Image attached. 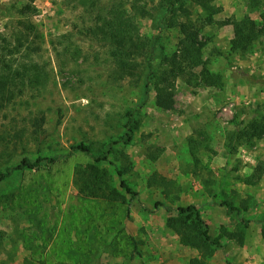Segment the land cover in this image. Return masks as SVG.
<instances>
[{
  "label": "rangeland",
  "instance_id": "374dc122",
  "mask_svg": "<svg viewBox=\"0 0 264 264\" xmlns=\"http://www.w3.org/2000/svg\"><path fill=\"white\" fill-rule=\"evenodd\" d=\"M129 1L153 15V19H138V25L150 44L155 40V69L163 57L178 53L180 31L168 25L175 19L184 21L181 14L178 16V8L177 16L170 15L166 3L174 2L175 7L181 3L195 23H201L205 15L190 0ZM259 1L251 9L249 0H213L212 4L221 9L214 18L222 21L250 16L259 23L264 0ZM109 3L0 0V32L10 36L20 27L19 22L28 19L42 38L39 53L32 58L45 67L43 85L27 86L23 96L0 112L1 172L16 166L23 157L66 156L71 146L79 143L103 154L111 141L124 135L125 111L144 99L145 73L137 86H131L128 79L113 81L103 47L86 35ZM23 5L33 7L35 12L20 16L16 11ZM162 17L165 24L156 27ZM62 35L68 37L64 41L67 48L52 45L54 38ZM198 39L203 44L204 59L209 61L208 69L221 76L222 87L211 88L200 81L188 86L177 80L171 110L159 108L150 91L135 116L139 126L130 143L115 145L109 163L102 165L115 188L119 186L115 170L119 169L122 179L137 193L132 196L119 191L127 209L118 212L119 228L136 245L132 264H189L199 258L198 252L181 245L166 225V219L176 215L177 207L190 204L198 207L210 235L221 244V248H213L208 264H264V176L253 186L243 181L264 161V138L239 147L235 154L229 155L223 148L228 129L243 127L253 117L264 115V39L234 51L231 27L216 24L202 27ZM188 139L205 141L197 151L203 170H197L196 175ZM71 156L74 166H70L68 176L54 184L40 181L41 189L36 194L25 192L20 171H12L0 183V235L4 248L16 253L15 264L28 254L21 236L37 229H32L26 219L32 209L28 205H40L48 222L59 228L80 207L81 199H90L74 185V171L87 166L91 159L79 152ZM224 200L239 208V216L235 212L226 215L220 206ZM156 203L164 206L156 207ZM225 230L243 231V244L225 238ZM115 233L116 229L112 230L107 240L112 241ZM71 238L74 242L73 233ZM104 250L97 264H122V258ZM3 258L4 254L0 255V262Z\"/></svg>",
  "mask_w": 264,
  "mask_h": 264
},
{
  "label": "trees",
  "instance_id": "16d2710c",
  "mask_svg": "<svg viewBox=\"0 0 264 264\" xmlns=\"http://www.w3.org/2000/svg\"><path fill=\"white\" fill-rule=\"evenodd\" d=\"M77 1L83 3L84 0ZM190 2L205 12L204 17L200 19L201 23L193 22L191 15L181 3L178 7H175L174 2L166 3L165 8L170 15L177 16L178 12V16L181 14L184 21L179 22L175 19L168 25L170 28L177 27L180 31L178 53L176 51L163 57L158 69L153 66L155 40L150 44L149 39L141 34L138 25V19H153V15L144 7L136 6L134 1L110 0V3L102 9V13L97 16L95 25L87 29L86 35L103 47L105 62L110 65L109 75L113 81L128 79L131 86H137L141 75L145 73L144 99L140 105L125 111L124 135L118 141H111L103 154L95 153L89 146L79 143L71 146L66 156L37 157L33 160L23 157L16 166L0 171V183L9 178L12 171L22 172V186L25 192L32 191V194H36L41 189L40 181L45 180L54 184L68 176L70 166L72 168L74 166L75 158L71 156L73 153L79 152L82 156L91 159V163L87 166L74 171V185L78 186L81 195L90 199H81L80 207L59 228L48 222V215L40 205L37 203L28 205L32 209H29L30 215L26 219L32 223V229H37L32 234L25 233L21 236L23 249L28 254L18 264H97L98 255L100 252L103 253L105 248L114 256L122 258V264H132L131 259L136 245L132 238L126 235L121 227L119 228L121 221L118 212L120 210L127 212V209L123 208L125 197L119 191L123 190L132 196L137 193L122 179L119 169L115 170L119 181L118 188H115L102 165L109 163V156L115 145L130 143L139 126L135 116L140 114L150 91L154 93L159 108L171 110L177 80L184 81L188 86L200 81L211 88L222 87L221 76L209 71V61L203 57V44L198 39L202 27L212 24L231 27V45L234 51L264 39V12L259 16V23L250 16H244L242 19L230 17L217 21L214 17L221 12V9L212 4L213 0H190ZM259 4V0H249L251 9ZM176 8H178L177 12ZM16 12L20 16H26L28 12H35V9L23 5ZM158 20L161 22L156 27H162L165 19L162 17ZM19 25L20 27H17L10 36L0 32V112L13 104L16 98L23 96L27 86L32 88L43 85L45 67L32 58L39 53L41 35L28 19L19 22ZM66 39H68L67 35L56 36L52 45L66 47L64 45ZM263 138L264 115H261L253 117L243 127L235 126L228 129L225 132L223 148L227 154H235L239 147L254 144ZM188 141L193 160V173L196 175L197 170H203L197 151L205 141L193 139ZM263 176L264 161L255 166L252 173L243 181L246 185L253 186ZM165 184L171 183L165 181ZM164 194H167V190ZM99 197L102 199L98 200ZM155 206L164 205L156 203ZM220 206L225 208L226 215L235 212L239 216V208L233 207L228 200L222 201ZM166 225L177 235L181 245L198 252L199 258H194L189 264H208L207 259L212 254L213 248H221V244L210 235L207 224L194 204L177 207L176 215L168 217ZM244 227H247V223H244ZM115 229L113 240L108 241L107 236ZM223 235L240 245L243 244V231L225 230ZM261 236L264 240V228L261 230ZM2 254L5 258L0 264H15L16 253L4 248L0 235V255Z\"/></svg>",
  "mask_w": 264,
  "mask_h": 264
},
{
  "label": "crops",
  "instance_id": "0c3cea01",
  "mask_svg": "<svg viewBox=\"0 0 264 264\" xmlns=\"http://www.w3.org/2000/svg\"><path fill=\"white\" fill-rule=\"evenodd\" d=\"M226 27H228V26H226Z\"/></svg>",
  "mask_w": 264,
  "mask_h": 264
}]
</instances>
